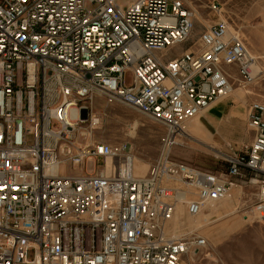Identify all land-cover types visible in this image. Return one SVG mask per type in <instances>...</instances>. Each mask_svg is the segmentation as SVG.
Wrapping results in <instances>:
<instances>
[{
	"label": "built area",
	"instance_id": "built-area-1",
	"mask_svg": "<svg viewBox=\"0 0 264 264\" xmlns=\"http://www.w3.org/2000/svg\"><path fill=\"white\" fill-rule=\"evenodd\" d=\"M194 30L187 0H0V264L207 259L205 238L170 237L168 226L180 202L196 216L247 174L252 213L264 223L262 104L249 111L253 142L225 172L172 154L186 123L231 96L232 68L245 85L255 81L257 59L225 19L165 60ZM97 93L165 128L144 177L128 145L91 144L82 133L99 123L88 105Z\"/></svg>",
	"mask_w": 264,
	"mask_h": 264
},
{
	"label": "rangeland",
	"instance_id": "rangeland-1",
	"mask_svg": "<svg viewBox=\"0 0 264 264\" xmlns=\"http://www.w3.org/2000/svg\"><path fill=\"white\" fill-rule=\"evenodd\" d=\"M134 1L136 0H121V3L129 5ZM187 1L195 9V30L191 40L166 53L165 60L178 56L197 43L200 34L219 19L227 20L231 33L239 37L257 59L253 73L255 81L251 85H245L237 70L232 68L234 91L212 113L223 116L221 122L211 124L202 120L214 139L206 137L202 130H198L194 136L186 132V135L182 134L177 138V144L172 150L177 160L203 169L225 172L228 157L241 154L253 142L254 136L248 126L251 105L260 103L264 106V0ZM90 103L89 113L99 120L97 125L91 122L83 125L93 131V139L89 138L91 144L102 142L112 146L128 145V155L132 161L135 159L134 165H146L147 174L160 156L165 128L133 107L119 101L110 103L100 93ZM237 109L243 110L244 115L229 119L231 111ZM92 125L95 127H91ZM96 166L89 163L91 168H97ZM99 166H102L101 163ZM249 179L248 174L247 178L239 179V188H234L232 195L228 197L234 200L233 208L221 216H215L203 230L191 233L184 230L183 235H176L182 218L178 212L174 223L170 225L172 232H168L169 236H201L207 240L204 255L209 254L207 259L200 260L197 259L198 254L191 255L190 262L187 260L184 264L195 260L194 264H264V223L258 222L252 213L256 188L247 181Z\"/></svg>",
	"mask_w": 264,
	"mask_h": 264
},
{
	"label": "bare ground",
	"instance_id": "bare-ground-1",
	"mask_svg": "<svg viewBox=\"0 0 264 264\" xmlns=\"http://www.w3.org/2000/svg\"><path fill=\"white\" fill-rule=\"evenodd\" d=\"M230 35H234L233 33H231V30H230ZM233 91H234V89L232 90V93H233ZM206 112H204V113H206ZM202 114L198 115L197 117L201 116ZM197 117H195L194 119H196ZM194 119H192V120H194ZM96 120L97 119H95V118L93 119V121H96ZM188 123H186V125L184 127V134L185 135L187 132V124ZM91 127H95V126L92 125ZM81 130H82L83 134H85L87 137L93 139V131L92 130H89V128H86V127H82ZM134 164H135V159H133V161H132L133 172H134V166H135ZM111 166H112L111 161H109L108 165H107V170H110ZM58 171L61 173H64L65 167L60 166L58 168ZM134 175L136 176L135 172H134ZM144 175H142V176H144ZM237 188H239V187H236L235 189H237ZM233 201L234 200H232V199L230 200L228 198V199H223V200H220V201H217L214 203H210L204 208V210H202L196 216H191L189 214L187 215L188 211H187L186 204L184 202H180V204L178 205L177 212H176L175 216L178 214V212H180V217H182V218H180V224L178 225V230L175 232V234L176 235H183L184 230L185 231L189 230V233L194 232L196 230H203L207 225H209L210 222L213 221L215 216H219V215L221 216L222 214L228 212L231 208H233V206H234ZM185 209H186L187 213H186ZM175 216H174L173 220L175 219ZM173 220L170 222L171 224L174 223ZM170 225L168 226V229L166 231L167 236H169V233L172 232L170 230ZM184 236H187V235H184ZM184 236H179V237H184Z\"/></svg>",
	"mask_w": 264,
	"mask_h": 264
},
{
	"label": "crops",
	"instance_id": "crops-1",
	"mask_svg": "<svg viewBox=\"0 0 264 264\" xmlns=\"http://www.w3.org/2000/svg\"><path fill=\"white\" fill-rule=\"evenodd\" d=\"M130 1L131 0H127ZM181 54V53H180ZM225 102L222 101L218 104H216L214 107H212V109H210L208 112L202 114L201 116L197 117L196 120H192L187 124V132L190 136H194L196 134V132L198 130H202L205 132L206 137H208L209 139L213 140L214 136L212 133H210L207 128L205 127L204 123L202 120H207L209 122H211V124H213L214 122H221V118L223 116H217V115H212L213 111L216 110V108H218L221 104H224ZM244 115V111L243 110H232L231 114L229 116V119L233 118V116H241ZM204 143V142H203ZM134 172L136 174V176H142L147 172V166L146 165H135L134 166ZM206 212V211H205Z\"/></svg>",
	"mask_w": 264,
	"mask_h": 264
}]
</instances>
